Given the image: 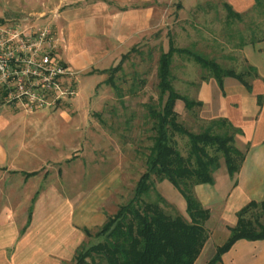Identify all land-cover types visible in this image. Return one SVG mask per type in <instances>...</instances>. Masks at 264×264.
<instances>
[{"label":"rangeland","instance_id":"rangeland-1","mask_svg":"<svg viewBox=\"0 0 264 264\" xmlns=\"http://www.w3.org/2000/svg\"><path fill=\"white\" fill-rule=\"evenodd\" d=\"M70 1L0 0V23L7 26L15 23L34 27L48 25L57 39L66 42L65 32L60 27L68 19V10L73 6L72 3L69 4ZM152 1L156 7V27L150 35H143L125 53L128 57L123 62L122 70L114 77L119 91L106 82L108 74L98 73L100 68L90 65L77 72L72 69L82 90L74 102L54 109L56 116L69 120L66 124L74 130L72 136H68L70 132L67 137L60 138L61 143L56 146V156L60 159L56 162V215L68 201L70 208L77 211L92 187L107 177L114 179V182L108 189V198L99 207L106 217L113 215L119 205L132 197L135 185L145 171V159L152 143L146 105L157 102V60L159 54L167 50L169 37L173 39L176 48L197 51L236 73L244 72L250 65L245 56L249 57L251 63H258L262 58L252 50L251 54L246 53L250 48L264 46V0H259L257 4L255 0ZM129 2L132 6L147 5L146 0ZM225 3L241 15L239 21L227 20V12L223 8ZM120 59L110 67L116 66ZM105 63L101 64L106 65ZM171 74L176 92L191 100H196L201 83L211 79L210 74L193 60L176 54L172 59ZM204 78L208 79L203 80ZM245 79L250 81L247 77ZM9 107L14 113L24 111L14 106ZM175 111L178 121L190 132L197 133L206 126L207 121L200 119L201 110L198 108L187 111L183 103L178 101ZM173 139L180 153L185 156L186 138L175 135ZM239 147L242 151L246 149L245 145L239 144ZM161 183L156 182L155 187L166 200V204L161 205L164 212L172 216L180 214L187 219L185 209L178 202L181 199L185 203L179 197V192L169 182L164 181V185ZM19 184L16 188L22 191ZM0 188L3 190L2 186ZM170 192L176 199L170 198ZM145 200L154 201V192L151 191ZM2 205L4 203L0 202V239L6 236L9 240L0 243V264H70L80 246L97 242L94 238L85 236L81 229L83 226L69 222L68 225L61 226L67 228L71 235L74 233L78 236L71 250L59 246L60 250L56 253L46 251L43 255L40 252L36 254L33 247L23 251L26 248L23 246L24 236H18L25 221V210L22 213L18 211L22 203L12 202L13 211L6 214L1 211ZM210 215L205 224L208 238L210 232H221L215 227L214 207L210 210ZM97 227L99 225L87 228L93 234ZM214 243H220L219 239L213 237L211 244ZM25 256L31 258V262L43 256V261L31 263L25 260ZM205 259L206 255H202L200 260Z\"/></svg>","mask_w":264,"mask_h":264},{"label":"crops","instance_id":"crops-1","mask_svg":"<svg viewBox=\"0 0 264 264\" xmlns=\"http://www.w3.org/2000/svg\"><path fill=\"white\" fill-rule=\"evenodd\" d=\"M129 1L71 0L69 4L73 6L68 10V19L60 27L65 32L66 42L60 38L55 42V56L59 62L70 71L77 72L91 65L100 68L98 73L108 74L106 71L112 68L113 62L122 59L130 51L129 47L132 48L143 35H150L156 27L153 1L146 0V6H132ZM251 50L262 57L258 63H251L245 56L258 74L251 81V91L233 78H225L222 88L212 78L198 88L195 101L202 103L200 119L228 120L241 131L236 136V146L240 149L239 144L245 145L246 154L240 170L233 177H229L222 163L214 174L212 185L194 188L195 196L204 208L209 211L215 208V227L221 231L210 232L194 264H207L213 258L217 248L228 239V228L236 224V213L241 208L249 202L264 200V46L250 48L246 54H251ZM76 89L77 95L59 106L75 101L82 90L77 79ZM9 106L0 99V186L3 187V190L0 188V202L4 203L1 211L12 213V202L22 203L18 211L25 210V221L18 236H24L26 248L23 251L33 247L36 254L43 255L46 251L56 253L59 246L71 250L78 236L71 235L62 226L69 222L83 226L81 229L101 226L107 217L99 207L108 198V189L114 179L104 178L92 187L77 211L70 208L68 201L56 215V162L60 160L56 156V146L60 145V138L67 137L70 132L68 136H72L74 130L66 124L69 120L56 116V106L17 113ZM18 183L22 191L16 188ZM169 194L170 198L176 199L171 192ZM178 202L186 209L181 199ZM213 237L220 243L212 245ZM8 240L2 236L0 243ZM202 255H206L204 261L200 260ZM29 259L32 260L25 256V260L31 262ZM35 261H43V256L31 263ZM215 264H264V240H239Z\"/></svg>","mask_w":264,"mask_h":264},{"label":"trees","instance_id":"trees-1","mask_svg":"<svg viewBox=\"0 0 264 264\" xmlns=\"http://www.w3.org/2000/svg\"><path fill=\"white\" fill-rule=\"evenodd\" d=\"M259 0H255L257 4ZM227 20H240L241 15L228 4H223ZM264 39V38H263ZM185 56L206 70L222 88L225 78H233L248 91L251 81L258 77L255 67L236 73L221 67L213 59L188 48H176L169 37L168 48L159 54L156 68L157 102L146 105L150 122L151 146L145 159V171L138 179L132 197L107 216L106 221L92 232L83 228L86 237L97 242L80 246L70 264H194L206 241L205 228L210 211L195 196L198 185L214 183V174L223 163L229 177H233L244 161L246 152L236 146V136L241 134L228 120L218 118L207 121L201 131L187 130L175 111L178 101L187 111L200 109L202 103L176 92L172 85L171 65L174 55ZM124 55L120 62L107 70L106 82L119 91L114 82L116 73L122 70ZM249 78L250 81L245 78ZM204 78L203 80H207ZM118 97H121L118 94ZM186 138L187 153L183 156L177 148L174 136ZM169 182L183 197L187 219L164 212L161 205L166 200L157 192L155 183ZM153 191L154 201L145 197ZM264 200L249 202L236 213V224L229 227V237L217 248L207 264H215L239 240H264Z\"/></svg>","mask_w":264,"mask_h":264},{"label":"built area","instance_id":"built-area-1","mask_svg":"<svg viewBox=\"0 0 264 264\" xmlns=\"http://www.w3.org/2000/svg\"><path fill=\"white\" fill-rule=\"evenodd\" d=\"M48 25L0 26V99L34 111L68 103L77 95L76 74L56 58Z\"/></svg>","mask_w":264,"mask_h":264}]
</instances>
